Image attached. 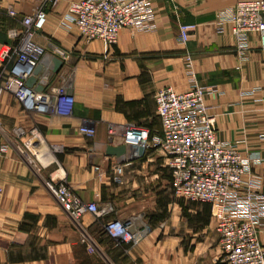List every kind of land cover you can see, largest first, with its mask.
<instances>
[{"label":"crops","instance_id":"1","mask_svg":"<svg viewBox=\"0 0 264 264\" xmlns=\"http://www.w3.org/2000/svg\"><path fill=\"white\" fill-rule=\"evenodd\" d=\"M73 1L78 0L43 6L46 23L34 35L46 51L37 85L44 86L48 110L29 109L12 94H0V264H223L210 207H186L173 199L160 152L135 158L126 148L117 184L116 157L105 150L123 146L127 125L159 134L157 91L183 93L193 75L200 86L215 89L206 105L218 139L250 157L264 194V51L253 37L241 62L234 39L215 27L218 12L250 0H148L150 30L123 29L108 49L100 41L86 42L68 23ZM38 7L34 0H0V48L11 43L8 31L20 28V19ZM181 23L194 26L186 44L178 41ZM52 57L62 62L54 75ZM6 75L0 63V81ZM61 87L73 99L69 115L53 110ZM84 123L94 127L93 139L79 133ZM50 179L65 181L85 203L109 207L108 214L72 219L47 191ZM111 220L130 221L137 243L109 238L104 226ZM259 240L264 247V233Z\"/></svg>","mask_w":264,"mask_h":264},{"label":"built area","instance_id":"2","mask_svg":"<svg viewBox=\"0 0 264 264\" xmlns=\"http://www.w3.org/2000/svg\"><path fill=\"white\" fill-rule=\"evenodd\" d=\"M37 10L20 19V28L8 31L11 41L0 48V63L7 75L0 81V94H12L26 108L48 110L47 96L25 87L46 51L34 42V35L46 23L45 5L58 0H34ZM148 0H78L67 7L66 20L86 42L100 41L108 49L116 45L123 29L150 30L153 19ZM16 19V12L8 9ZM218 34L228 33L235 41V53L241 62L246 60L251 40L257 37L264 51V0L240 1L234 7L217 13ZM194 26L178 25V41L186 44ZM187 67L190 59L187 58ZM191 76L190 88L177 93L163 87L155 95L157 116L161 123L159 134L137 126L124 127L123 146L134 152L157 150L166 161L171 176L173 195L184 201L207 204L215 224L223 264H264V247L259 236L264 233V194L261 181L252 173L250 157L241 155L236 144L218 139L215 117L209 115L206 98L216 93L212 87L200 86ZM63 87L56 89L53 110L69 115L73 99ZM88 139L95 137L91 123L79 127ZM112 136L114 130L108 129ZM122 165H116L114 181L120 184ZM63 211L78 220L85 214L100 218L109 207L85 203L65 181L50 179L44 183ZM2 189L0 187V196ZM130 221L111 220L105 223V234L114 240L134 245L138 234H130Z\"/></svg>","mask_w":264,"mask_h":264},{"label":"water","instance_id":"3","mask_svg":"<svg viewBox=\"0 0 264 264\" xmlns=\"http://www.w3.org/2000/svg\"><path fill=\"white\" fill-rule=\"evenodd\" d=\"M51 63H52V69H51V74L54 75L58 72V70L60 69L62 62L57 59L52 57L51 59ZM39 70H40V66L37 67L33 73V75L31 77H29L26 81H25V87L28 89H34L35 88V93L36 94H42L44 91V86L42 85H37V76L39 75ZM39 77V76H38ZM68 96H71V93L68 92L67 94ZM105 154L106 156H114L116 157L117 160V165H122L123 163V158H125L126 155V147L125 146H119V147H112V146H108L105 150ZM143 154V150L139 149L138 150V157H141ZM130 234L132 233V230L129 229L128 231Z\"/></svg>","mask_w":264,"mask_h":264},{"label":"rangeland","instance_id":"4","mask_svg":"<svg viewBox=\"0 0 264 264\" xmlns=\"http://www.w3.org/2000/svg\"><path fill=\"white\" fill-rule=\"evenodd\" d=\"M42 172V171H41ZM39 173L38 172V174H37V176L39 177V179H40V181L41 182H44L43 180H45L44 179V176L42 175V173ZM41 187V186H40ZM174 196V195H173ZM172 196V197H173ZM173 199H175V200H177V202H179L181 205H183V206H185V205H187L186 207H190V206H195V205H198L199 206V203L198 202H194V204L192 203V202H188V201H184V200H182V199H178V198H176L175 196L173 197ZM184 202H188V204H186V203H184ZM189 211V210H188ZM189 215V214H188Z\"/></svg>","mask_w":264,"mask_h":264}]
</instances>
